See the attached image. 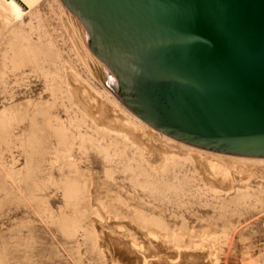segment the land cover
Here are the masks:
<instances>
[{
	"label": "rangeland",
	"instance_id": "obj_1",
	"mask_svg": "<svg viewBox=\"0 0 264 264\" xmlns=\"http://www.w3.org/2000/svg\"><path fill=\"white\" fill-rule=\"evenodd\" d=\"M58 2L28 0L16 30L0 29V264H245L261 256L264 157L202 148L223 164L236 157L224 177L198 152L121 135L122 108L132 111L107 87L106 71L114 74L90 49L81 19ZM106 106L113 118L105 123L124 132L102 125L97 112Z\"/></svg>",
	"mask_w": 264,
	"mask_h": 264
},
{
	"label": "water",
	"instance_id": "obj_2",
	"mask_svg": "<svg viewBox=\"0 0 264 264\" xmlns=\"http://www.w3.org/2000/svg\"><path fill=\"white\" fill-rule=\"evenodd\" d=\"M106 83L179 141L264 157V0H63Z\"/></svg>",
	"mask_w": 264,
	"mask_h": 264
},
{
	"label": "bare ground",
	"instance_id": "obj_3",
	"mask_svg": "<svg viewBox=\"0 0 264 264\" xmlns=\"http://www.w3.org/2000/svg\"><path fill=\"white\" fill-rule=\"evenodd\" d=\"M38 1V0H37ZM60 1V0H59ZM57 2H58V0H57ZM58 3H61V4H59L60 5V7H61V10H63L65 13H67L68 15H69V17H71L72 19H74V21L76 22V25L77 26H79V27H82L83 28V26L81 25V23H80V21L76 18V17H74L67 9H66V7L62 4V2H58ZM26 6H28V0H0V29L1 30H3L4 31V29H8V28H12V29H14V26L16 25V18H17V14H18V12L19 11H21V9H24ZM59 7V8H60ZM35 11V10H34ZM62 11V12H63ZM74 21H73V23H74ZM75 25V26H76ZM14 30H16V29H14ZM85 48H86V52H87V54H88V56H90V58H92V59H95L96 61H97V59H96V57L91 53V51L89 50V48L87 47V46H85ZM99 63V62H98ZM66 69V68H65ZM73 71V70H72ZM68 79V78H67ZM73 87V86H72ZM78 90V89H77ZM80 90V89H79ZM77 92V91H76ZM78 93V92H77ZM92 93V92H91ZM109 94V93H108ZM78 95V94H77ZM96 96V95H95ZM81 99V98H80ZM80 99H78L79 101H80ZM82 101V100H81ZM83 102V101H82ZM103 102V101H102ZM79 104V103H78ZM107 104V103H106ZM104 106V105H103ZM97 108V107H96ZM88 109V108H87ZM108 109V110H107ZM117 109V108H116ZM123 110H122V112H123V114L124 115H126L127 116V118H126V121H123V122H125V127L127 128V130L125 131L126 132V134L124 133V134H121V135H123L124 137H129V135H132V137H133V139H135L134 141V143H140V144H142L143 142H141V141H143L142 140V138L144 139L145 137H156V138H158V139H162L163 141H168V142H171V143H174V144H176L175 146H177V145H179L178 147H183V148H186V149H188V150H190V151H192V152H198V153H200V155H202V156H204V157H206L205 159L206 160H208V162H209V167H210V171L212 170L214 173H218V174H222L224 177H227V176H229L230 175V168H229V166L230 165H232V164H236L237 162L235 161V160H232V159H236V157H233V156H239V155H233V156H225V157H228L229 159H225L226 160V163L227 164H223L222 162H219V158L217 157L218 156V154H216V153H218V152H216V153H211V152H207V151H209V150H207V151H204V150H206V149H204V150H201L202 148H200V149H197V148H194V147H190V146H188V145H186V143L185 144H183V142L181 143V141L179 142V141H176V139L174 140V138H170V136H168L167 137V135L166 134H164V135H162L160 132H158V130H156L155 128H153L150 124H148L146 121H144L143 119H141L140 117H138L137 115L135 116V115H133L132 113H130L129 111H127L126 109H124V108H122ZM98 110V109H97ZM111 111V110H110ZM109 111V108H107V106H106V108H102V107H100V109L98 110V112H97V114H99L100 115V122H101V120L105 123L106 122V120H108V119H110V118H113V115L111 114V113H109L110 112ZM86 112V111H85ZM113 112V111H112ZM87 114L89 113V112H86ZM94 113V112H93ZM111 114V115H110ZM89 115H91L90 113H89ZM121 116V115H120ZM125 116V117H126ZM123 118V117H122ZM120 120V119H119ZM118 120V121H119ZM111 121H113V120H111ZM111 121H109L110 122V124H111ZM98 122H99V119H98ZM108 122V121H107ZM108 122V123H109ZM104 123H102V125H104V127L106 128V130H108V131H112V132H115V133H118V134H120L121 132H124V131H122V130H118V128L116 129V128H114L115 126H111V125H109V124H104ZM123 124V123H122ZM100 125H101V123H100ZM113 125V124H112ZM118 127V126H117ZM125 130V129H124ZM166 135V136H165ZM122 136V137H123ZM132 137H129V138H131L132 139ZM132 139V140H133ZM155 139V138H154ZM156 140V139H155ZM129 141V140H128ZM168 144H170V143H168ZM173 144V145H174ZM160 145V144H159ZM192 146V145H191ZM138 147V146H137ZM180 147V148H181ZM143 148V147H142ZM141 148V149H142ZM161 148V147H160ZM147 149V148H146ZM140 150V149H139ZM157 150V149H156ZM144 151V150H143ZM148 151V150H147ZM162 151V150H161ZM163 152V151H162ZM213 152V151H212ZM170 153V152H169ZM142 154V153H141ZM150 154H152L151 153V151H150ZM221 154H224V153H221ZM153 155V154H152ZM226 155H231V154H226ZM213 157H216L215 159L213 158ZM240 157H247V156H240ZM251 158H257V157H251ZM153 159V158H152ZM223 159V158H222ZM241 159H244V158H241ZM221 161V160H220ZM257 161H264V159H260V160H257ZM236 162V163H235ZM238 166V165H237ZM157 169V168H156ZM209 169V168H208ZM158 172V171H157ZM232 174V173H231ZM228 179V178H227ZM228 239V238H227ZM231 244V243H230ZM132 246V245H131ZM263 250V253L261 252L260 253V255L261 256H257V258L255 257V258H251V260H247V261H245V259L244 258H242L243 259V261H245L244 263L245 264H263L264 262V260L262 261V259L264 258V249H262ZM261 250V251H262ZM248 251V250H247ZM246 255V257L245 258H250V256H249V254L247 255V253L245 254ZM244 255V256H245ZM243 256V257H244ZM247 256H249V257H247ZM242 261V260H241ZM263 262V263H262Z\"/></svg>",
	"mask_w": 264,
	"mask_h": 264
}]
</instances>
